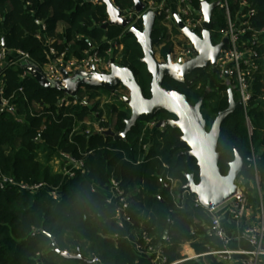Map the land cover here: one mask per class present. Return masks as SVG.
Masks as SVG:
<instances>
[{
    "label": "trees",
    "instance_id": "obj_1",
    "mask_svg": "<svg viewBox=\"0 0 264 264\" xmlns=\"http://www.w3.org/2000/svg\"><path fill=\"white\" fill-rule=\"evenodd\" d=\"M150 1L159 3L162 0ZM240 1L226 0L231 18L236 11L243 12ZM246 1L254 10L248 15L251 28L261 30L264 0ZM114 2L120 9L133 6L132 0ZM190 4L194 10L200 9V0H191ZM212 19L216 33L212 34L211 42L216 44L220 38L217 31L226 26L223 9L217 7ZM36 20L43 22L44 30ZM106 21L105 5L77 0H0V44L3 42L9 51L7 60L16 50H23L29 54L30 62L41 66L47 60L44 44L54 39L58 23L64 24L63 41L67 44H53L58 49L67 47L69 55L76 57H81L83 51L91 47L103 53L106 49L103 38L121 37L123 50L118 63L134 73L143 96L149 98L151 75L141 62L140 45L122 27L102 28ZM135 27L141 30V21ZM37 33L41 35L40 40L35 37ZM251 34L249 31L245 37ZM152 37L159 38L160 43L165 42L157 51L165 60L172 44L166 41V28L159 16ZM24 69L25 64L19 62L2 71L0 79L6 86L5 94L16 91L14 95L21 111L26 108L27 101H36L52 113L27 117L23 124L9 114L0 113V173L18 182L42 184L35 192L20 191L14 186L0 188V264H97L62 256L54 250L51 239L56 241L60 251L79 252L85 258L94 257L100 264H154L153 257L136 252L127 239L126 226H118L116 205L106 202L111 179L116 180L123 191L128 202L129 225L139 233V243L146 252H150L146 249L150 246L169 262L180 260L176 264H241L240 261L227 263L211 254L222 250L223 243L209 233L212 214L208 209L195 205L188 193L163 186L168 182L166 176L179 186L186 183L187 175H192L195 183L199 180L195 158L182 153L187 148L175 146L180 131L168 125L163 129L155 127L159 121L175 119L173 115L158 111L150 120L136 121L123 139L93 131L84 135L83 125L70 136L73 124L86 118V112L93 110L101 114L98 103L90 107L70 105L57 110L55 102L61 92L41 87L31 75L22 78ZM260 78L258 74L246 107L235 108L221 122L217 141L220 174H227L235 153L242 159L253 160L252 165L239 174L236 183L244 189L254 213L260 205L264 208V111L259 96ZM187 80L192 83L186 85L166 78L162 87L184 95L191 104L206 93L200 111L207 125L209 117L214 120L228 107V84L211 67L195 69ZM19 87L23 88V93L17 92ZM86 90L90 97L97 93L108 94L103 88L97 92L96 88L86 86ZM232 94L234 101L240 100L236 88ZM105 107L109 119L103 124L114 134L122 132L130 117L128 106L123 101H114ZM90 119L93 120V116ZM43 120L46 127L41 141H36ZM56 151L82 159L83 171L64 177L62 164L56 170L51 163ZM53 190L57 192L56 199L52 197ZM142 234L149 237L148 244L141 238ZM186 242L199 255L197 258L182 260L180 251Z\"/></svg>",
    "mask_w": 264,
    "mask_h": 264
},
{
    "label": "built area",
    "instance_id": "obj_2",
    "mask_svg": "<svg viewBox=\"0 0 264 264\" xmlns=\"http://www.w3.org/2000/svg\"><path fill=\"white\" fill-rule=\"evenodd\" d=\"M81 3L89 2L93 5H104V0H77ZM115 8L121 12V17L123 19H130V25L135 26L138 21L141 20L142 12H136L131 9H120L119 6L115 4V0H109ZM179 4L178 16L182 19L184 26L191 29L193 32L200 33L203 29V17L199 10H194L191 7V0H177ZM219 8L223 9L226 16V26L217 31L221 42L224 38H227V44L223 45L220 49L219 55L216 58V63L214 67L220 78L225 81H233L235 88L238 92L240 103L242 107L245 108L249 100L253 95V87L256 81V77L259 74L261 78L259 82L262 83L261 93L259 94L264 107V27L261 30H253L251 28L248 15L253 13L254 10L249 7V4L246 0L240 1V7L243 11L242 21L236 22L229 15L228 4L226 0H219ZM146 10H152L156 12V16L161 17L162 23L171 24L174 23V14L164 4V1L155 3L150 1L146 7ZM37 24L40 25L42 30L45 29V26L42 21L36 20ZM249 31H252L250 37H245V34ZM216 33L212 28L210 31V36ZM37 39H41L39 33L35 34ZM121 37L116 39L106 40V49L101 53L97 47H91L90 49L84 50L81 57H76L69 55L68 48L58 49L53 41H48L44 44V49L47 55V60L41 66L36 65L33 62H30V56L26 51L16 50L14 55L7 60L6 57L9 54L2 44H0V66L3 63H6L7 66L22 62L25 64V69L21 74V77L24 78L30 73L27 71L29 64H33L38 67L40 73L44 78L49 81H61L64 76L62 70H64L68 77H71L73 73L81 71L84 73H99V74H108L113 64H115V59L117 52L120 51L123 47L120 42ZM216 43V44H217ZM195 56L193 49L190 43H181L176 51V59H181L183 62L192 59ZM6 66V67H7ZM5 67V68H6ZM4 68V69H5ZM0 71V75L2 71ZM106 90V89H105ZM6 86L4 82L0 79V113L9 114L14 117V119L19 124H23L27 117H37L42 112L45 114L52 113L48 108L42 107L36 101H27L26 108L21 111L15 98L14 92L9 95L5 94ZM108 91V90H107ZM124 88L122 85H117L113 90L108 91V94H101L102 99L103 95H107L105 98L106 102L123 101L126 97V94L123 93ZM19 93H23V88L19 87L17 90ZM90 93L87 92L86 86H79L76 94L74 96L68 95L61 92L59 97L55 102V108L59 110L70 105H82L84 107L89 106ZM90 107V106H89ZM87 116L81 120V124L84 129L82 133L84 135H89L90 133H103L110 127H106L103 123L106 122L102 115H99L98 112H93L89 110L86 112ZM90 116L97 118L98 120H91ZM100 116V117H98ZM93 118V119H95ZM76 118H74L75 122ZM102 121V122H101ZM154 123H150V126ZM79 123L72 126L70 136L74 131H77ZM44 120L42 122L41 128L38 130V134L35 137L36 141H41V133L45 129ZM111 129V128H110ZM53 162L60 166L62 164V173L64 177H72L77 171H83V160L78 159L72 156L69 153L62 151H56L52 157ZM168 182H164V187H169L172 190V184L175 182L169 176H166ZM7 186L17 187L20 191H31L35 192L39 189L42 184H26L18 182L16 179L10 176H6L0 173V188H5ZM238 186V185H237ZM185 193H190L188 191H183ZM52 197L57 198L56 190L52 191ZM194 198L195 205H201L196 196ZM107 203H115V219L119 227H124L125 224L129 223V217L126 213L128 202L123 194V191L119 187V184L116 180L111 179L109 184V192L106 198ZM247 205V198L244 192V189L240 186L237 187L236 192L225 202L220 205L208 209L212 214L211 225L209 228V233L216 236L223 243V249L220 251L211 252V254L217 255L219 259L226 261L227 263H232V252L227 249L228 238L222 229L221 220H220V211L228 212L234 219H241L244 215ZM256 217L253 221L248 222L243 228V236L253 247L250 252L246 254L256 258L257 256L264 255V208L262 205L258 208ZM141 238L145 243H149L150 239L145 234L141 235ZM148 251L153 252L152 247L146 248ZM157 251V250H156ZM66 252V251H64ZM67 253V252H66ZM198 256H196L197 258ZM189 259V258H188ZM187 260V258L183 259ZM95 261H97L95 259ZM177 262H169L165 256L161 253L158 257H155L154 264H176ZM241 264H255V261L252 259H244L240 261Z\"/></svg>",
    "mask_w": 264,
    "mask_h": 264
},
{
    "label": "water",
    "instance_id": "obj_3",
    "mask_svg": "<svg viewBox=\"0 0 264 264\" xmlns=\"http://www.w3.org/2000/svg\"><path fill=\"white\" fill-rule=\"evenodd\" d=\"M219 0L208 1L200 0V13L203 17V29L200 35L184 26L182 19L178 15H174V21L182 34L189 40L195 56L187 61L178 59L172 61L169 56L166 61L159 62L155 58L153 44L159 39L151 37L153 25L155 22L156 12L146 10L147 4L141 0H133L132 10L142 12L141 30L130 25V19H123L121 12L114 7L109 0H104L107 21L102 28L108 26H119L127 29L132 34L136 42L140 45L143 57L141 62L145 65L147 72L151 75L150 97L145 98L141 88L135 78L134 73L126 67L113 64L108 74L84 73L81 71L73 73L68 77L67 73L62 70L64 78L61 81H49L42 76L37 66L29 64L27 71L31 77L44 88H54L60 92L74 96L79 86H87L91 88H103L111 91L117 85L124 86L129 96L124 98V103L130 109V117L126 121L125 128L122 132L114 134L109 128L104 131L105 135L113 136L114 139L125 138L126 132L133 126L136 121H147L154 117L158 111H165L175 117V119H167L159 121L155 124L157 129H163L166 125L178 129L181 133L177 137L175 146L187 148L182 151L187 157H193L198 166L197 183L193 181L192 175H187L186 183L182 184L179 191H188L192 197L196 196L206 209L214 208L228 200L237 190V177L241 172L248 169L252 163V159H242L235 153L234 159L229 163V169L226 175L220 174L218 168L219 153L217 152V141L220 132V125L224 118L230 114L235 108L242 107L240 101H234L232 91H229L228 107L218 113L213 120L211 127L206 131V122L201 114L200 108L202 98L194 105L190 104L184 95L175 91H167L162 85L164 79L168 78L176 82H182L190 85L192 80H187V76L195 69H205L214 67L216 58L220 49L227 44V38H224L217 44H212L210 39V31L215 21L212 19L213 11L219 7ZM207 6V7H205ZM3 45V42H2ZM7 66L3 63L0 71ZM52 238V237H51ZM54 250L62 256L78 259L84 263L100 264L95 261L94 257L85 258L79 252L76 254H68L60 251L56 241L51 239Z\"/></svg>",
    "mask_w": 264,
    "mask_h": 264
},
{
    "label": "crops",
    "instance_id": "obj_4",
    "mask_svg": "<svg viewBox=\"0 0 264 264\" xmlns=\"http://www.w3.org/2000/svg\"><path fill=\"white\" fill-rule=\"evenodd\" d=\"M141 1H143L147 5L150 2V0H141ZM163 1H164V4L167 7L170 8V10L172 11V13L174 15L178 14V12H179V4H178L177 0H163ZM243 14H244L243 12L236 11V13L234 14V18H233L234 21H236V22L242 21ZM156 17L157 16H155V20H156ZM107 19H108V16H107ZM140 21L142 22V20H140ZM154 24H155V22H154ZM164 27L166 28V37H167L166 41L170 42L172 44L171 45L172 49H171V51H169L167 53L165 60H163L158 55L157 51H158V49L161 46L165 45V42L163 41V42L160 43V39L159 38L152 37V35H151V37L153 39H159V41L157 43L153 44V51H154V54H155V58L159 62H164L170 56L172 58V61L176 62L178 59H176L175 55H176V51H177V48L179 47V45L181 43H184V42L185 43H190V42L185 37V35L181 33V31L177 27L175 21H174V23H171V24H165ZM125 30H127V29H125ZM200 33H196V34L200 35ZM210 39H211V36H210ZM63 40H64V24L63 23H58L57 27H56V30H55V33H54V39H52V41L54 43H56V44H59V45L60 44H62V45L67 44ZM103 40L106 41L107 39L103 38ZM70 44H72V42H70ZM66 46H68V45H66ZM122 50H123V48L121 49V52H122ZM117 59H119V56H116L115 64H117L119 66H122V65H120L117 62L118 61ZM122 67H124V66H122ZM122 87L124 88V91L127 90L124 86H122ZM128 96H129V94H128ZM128 96H126V97H128ZM263 111H264V107H263ZM51 163L54 166V168L57 170L59 166H57V164H55V162H53V160H51ZM256 183H257V181H256ZM180 187H181V185L179 186L178 183L175 181L172 184V190L171 191H174L177 188L179 190ZM257 188H258V192L260 193L259 186ZM256 213H254V210L248 204V202H247V205H246V209H245L244 215L239 220L234 219L226 211L220 213L221 226H222V229L224 230V232H225V234H226V236L228 238L227 249L232 252V258H233L232 262L237 263V262H239L241 260H244V259H248V260L252 259V260L255 261V264H264V255H260V256H257L256 258H253V257H251V256L246 254L247 252H250L253 247L251 246V244L247 241V239L242 234V232H243L242 230H243L244 226L248 222L253 221L255 219V217L257 215ZM125 226H126L127 231H128L127 232V239L132 243V245H133L134 249L136 250V252L139 255L153 257L152 262L154 263L155 257H158L160 255V252L156 251V250L153 251V252H146L145 249L139 243V233L134 231L133 228L131 227V225H129V223L125 224ZM180 253H181L182 257H183L182 260L185 259V258L194 259V258H196V256H199V255H197L194 252V250L190 246V243H188V242H186V243H184L182 245ZM179 261L180 260H176V261H173V262H179Z\"/></svg>",
    "mask_w": 264,
    "mask_h": 264
},
{
    "label": "rangeland",
    "instance_id": "obj_5",
    "mask_svg": "<svg viewBox=\"0 0 264 264\" xmlns=\"http://www.w3.org/2000/svg\"><path fill=\"white\" fill-rule=\"evenodd\" d=\"M120 53H121V50L120 51H118L117 52V56H119L120 55ZM118 62V61H117ZM230 86V87H229ZM196 89H199V88H197L196 87ZM235 89V84L234 83H232V82H228V91H227V93H228V95H229V91L231 90L232 91V93H233V90ZM96 91L97 92H101V88H96ZM94 93H96V92H94ZM123 93L124 94H126V96H128V94H129V92H128V90H125V91H123ZM206 95V93H203L201 96H200V98H202V100H203V98H204V96ZM107 97V95H103V99H102V95L100 94V95H98V93L97 94H95V96L94 97H90V100H89V104H90V106H91V104L92 105H94L95 103H98V110L100 109L102 112H101V114H99V115H102V117H104V119L107 121L108 119H109V116H108V113H107V109H106V105H108L109 106V104H112V103H114V102H106L105 101V98ZM199 98V99H200ZM198 99V100H199ZM198 100L195 102V103H193L192 105H194V104H196L197 102H198ZM116 101V100H115ZM192 102H193V100H192ZM191 104V103H190ZM201 107H202V103H201ZM93 111V110H92ZM206 109L205 108H203V112L206 114ZM93 112H95V111H93ZM99 113V112H98ZM98 117H100V116H98ZM93 118H95V117H93ZM93 120H98L97 118H95V119H93ZM102 122V121H101ZM212 122H213V118L212 117H209V120H208V122H207V125H206V131H208L209 129H210V127H211V124H212ZM79 125H82L81 124V122H79ZM77 130H79V127H77Z\"/></svg>",
    "mask_w": 264,
    "mask_h": 264
},
{
    "label": "flooded vegetation",
    "instance_id": "obj_6",
    "mask_svg": "<svg viewBox=\"0 0 264 264\" xmlns=\"http://www.w3.org/2000/svg\"><path fill=\"white\" fill-rule=\"evenodd\" d=\"M208 68V67H207ZM206 69V68H205ZM225 81V80H224ZM225 83L226 84H228V82L227 81H225ZM230 87V86H229ZM227 91H228V86H227ZM227 95H228V93H227ZM200 98V97H199ZM126 104V103H125ZM127 105V104H126Z\"/></svg>",
    "mask_w": 264,
    "mask_h": 264
},
{
    "label": "bare ground",
    "instance_id": "obj_7",
    "mask_svg": "<svg viewBox=\"0 0 264 264\" xmlns=\"http://www.w3.org/2000/svg\"><path fill=\"white\" fill-rule=\"evenodd\" d=\"M177 43V42H176ZM168 44V43H167Z\"/></svg>",
    "mask_w": 264,
    "mask_h": 264
},
{
    "label": "snow or ice",
    "instance_id": "obj_8",
    "mask_svg": "<svg viewBox=\"0 0 264 264\" xmlns=\"http://www.w3.org/2000/svg\"><path fill=\"white\" fill-rule=\"evenodd\" d=\"M205 7H207V6H205Z\"/></svg>",
    "mask_w": 264,
    "mask_h": 264
}]
</instances>
